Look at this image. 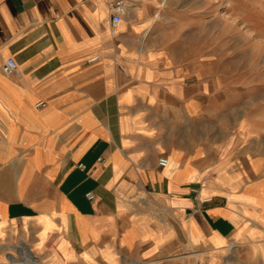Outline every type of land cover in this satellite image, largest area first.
I'll return each instance as SVG.
<instances>
[{"label": "crops", "instance_id": "crops-1", "mask_svg": "<svg viewBox=\"0 0 264 264\" xmlns=\"http://www.w3.org/2000/svg\"><path fill=\"white\" fill-rule=\"evenodd\" d=\"M111 2L0 0V263L236 264L264 239L256 108L222 124L208 57L154 38L164 1L117 31Z\"/></svg>", "mask_w": 264, "mask_h": 264}, {"label": "rangeland", "instance_id": "rangeland-1", "mask_svg": "<svg viewBox=\"0 0 264 264\" xmlns=\"http://www.w3.org/2000/svg\"><path fill=\"white\" fill-rule=\"evenodd\" d=\"M157 16L155 40L175 38L178 58L208 57L211 90L233 95L238 103L236 116H223L220 122L228 126L248 118L252 107L264 132V0H168L162 17ZM257 140L255 149L264 159V135ZM250 246L252 250L247 244L236 245L231 263L264 264V239ZM14 259L21 260L9 258L10 264Z\"/></svg>", "mask_w": 264, "mask_h": 264}, {"label": "built area", "instance_id": "built-area-1", "mask_svg": "<svg viewBox=\"0 0 264 264\" xmlns=\"http://www.w3.org/2000/svg\"><path fill=\"white\" fill-rule=\"evenodd\" d=\"M129 9V0H112L110 4V10L112 13V25L114 31L117 30L118 26L123 22L124 17L127 15ZM17 63L13 58H10L6 61V63L3 66V72L9 74L12 72H15L17 70ZM44 103H40L39 106H44ZM169 164V161L167 158L162 157L159 159V165L161 167H167ZM78 168L82 171L86 170V166L84 164H79ZM86 198L89 201H93L95 199V195L93 192H88L86 194ZM210 200H205L204 202H207ZM1 220V217H0ZM201 264V263H198Z\"/></svg>", "mask_w": 264, "mask_h": 264}, {"label": "bare ground", "instance_id": "bare-ground-1", "mask_svg": "<svg viewBox=\"0 0 264 264\" xmlns=\"http://www.w3.org/2000/svg\"><path fill=\"white\" fill-rule=\"evenodd\" d=\"M164 2H163V4L164 5H166L167 4V2H168V0H163ZM158 17V16H157ZM120 25H122V23L120 24ZM119 25V26H120ZM117 31V30H116ZM28 252V251H27ZM30 257V256H29ZM32 259V258H31ZM32 261V260H31ZM32 263V262H31ZM30 262H28V261H22V260H16V259H14L13 260V264H31ZM198 263H201V264H204V263H202V262H198ZM198 263H196V264H198ZM33 264H38V263H36V262H33Z\"/></svg>", "mask_w": 264, "mask_h": 264}]
</instances>
